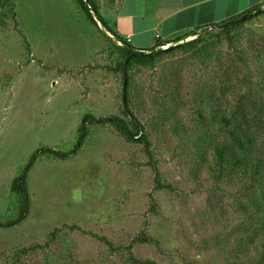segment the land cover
<instances>
[{"label": "rangeland", "instance_id": "rangeland-1", "mask_svg": "<svg viewBox=\"0 0 264 264\" xmlns=\"http://www.w3.org/2000/svg\"><path fill=\"white\" fill-rule=\"evenodd\" d=\"M4 1L14 6L18 26L9 6H0V221L16 218L19 203L11 184L38 150H74L86 114L125 118L124 77L112 70L120 56L75 0ZM176 2L159 5L173 8ZM116 4L101 0L105 20L114 17ZM253 17L232 32L234 45L222 40L210 59L178 51L153 68L130 71L132 111L148 128L151 123V158L142 145L107 126L90 127L83 147L66 160L39 156L27 176L28 218L0 229V264H133L132 258L257 264L264 240L239 209L238 199L249 205L245 187L239 192L241 186L229 180L215 183L195 148L180 144L162 117L170 109L201 128L223 92V101L232 103L240 89L264 90V12ZM199 89L212 99L201 104ZM150 160L169 188H156ZM143 236L152 241L141 242Z\"/></svg>", "mask_w": 264, "mask_h": 264}, {"label": "trees", "instance_id": "trees-1", "mask_svg": "<svg viewBox=\"0 0 264 264\" xmlns=\"http://www.w3.org/2000/svg\"><path fill=\"white\" fill-rule=\"evenodd\" d=\"M79 8L84 12L89 22H91L108 40V42L117 50L120 61L112 70L116 71L124 77L123 83V115L125 118L118 115H110L106 117H96L91 114H86L78 129V141L74 150L63 152L53 148H42L38 150L31 158L28 168L11 184V194L17 197L19 210L16 218L8 221H0V229H11L23 223L29 216L30 211V194L27 184V176L31 167L39 156H46L52 159L66 160L76 154L84 145L87 137L90 134V127H110L113 128L125 141L134 145H142L148 156L151 158L153 141L151 139L152 131L146 123H142L135 115L131 108V78L130 71L135 67L153 68L164 55H173L178 51L191 53L195 56H202L205 60L213 57V51L222 40H227L231 45H234L233 31L241 28L245 22L222 26L230 21H233L245 14L254 13L262 8L263 5L254 7L242 15L228 19L220 24H211L207 26L197 27L185 34L177 35L171 41L156 43L155 47L146 52L149 55L139 56L133 54L128 47H133L130 42L121 36L101 15V0H75ZM117 0H110V4H116ZM8 5V12L11 13L15 20V29L18 26L16 22V13L14 6L9 5L8 1L0 0V6ZM255 15L254 17H256ZM253 17V18H254ZM96 18L98 20H96ZM99 22L101 25H99ZM101 26V27H100ZM19 35L23 38L27 53L31 55V46L28 43L26 36L21 30H18ZM213 32V33H212ZM109 34V35H108ZM215 34V35H214ZM196 36L195 39L185 41L188 38ZM118 42L123 45H119ZM183 42V43H182ZM172 44L168 49L162 50L159 48L163 45ZM133 49L138 50L133 47ZM216 51V50H215ZM239 59L243 61L241 55ZM30 62V60L28 61ZM32 62V61H31ZM30 62V63H31ZM227 76V74L225 75ZM243 84V83H242ZM241 90V89H240ZM235 93L232 103L223 101V92L215 101L210 104L209 118L205 126L198 128L190 127L184 123L183 119L176 116V112H171L166 109L162 117L168 123L170 133L173 137L179 139V143L185 146H192L196 150V155L201 161L200 166H204L205 173H208L213 181L217 184H222L224 181L231 182L230 184L240 185V191L243 187L247 191L248 207L238 199L239 209L244 214L245 222H253L256 227V233L261 234L264 240V90L243 94V92ZM229 92H227L228 94ZM176 96V92L174 91ZM196 96L201 104H205L206 100L212 99L211 93L205 94L202 89L196 91ZM251 97V98H250ZM197 113L200 118L203 115L204 109L198 104ZM161 117V116H160ZM208 153V154H207ZM210 154V155H209ZM147 165L152 166L156 173V188H169L159 181V172L156 165L150 160ZM199 166L195 167L198 172ZM257 190V192H256ZM244 205V206H243ZM158 205L151 197V210L157 212ZM251 211V212H247ZM72 230H79L86 233L82 228L76 225L66 226ZM59 229H55L51 234V240L55 238ZM92 234V233H89ZM141 242H149L152 239L143 236L140 237ZM143 240V241H142ZM145 240V241H144ZM48 244V243H47ZM263 256L257 264H264V242ZM26 250H24L25 252ZM133 264H156L154 261H141L132 258ZM243 264V263H232Z\"/></svg>", "mask_w": 264, "mask_h": 264}, {"label": "crops", "instance_id": "crops-1", "mask_svg": "<svg viewBox=\"0 0 264 264\" xmlns=\"http://www.w3.org/2000/svg\"><path fill=\"white\" fill-rule=\"evenodd\" d=\"M161 1L165 2L119 0L114 17L106 21L121 36L130 38L133 47L147 51L156 43L171 41L197 27L220 24L264 4V0H177L173 8L162 9Z\"/></svg>", "mask_w": 264, "mask_h": 264}, {"label": "water", "instance_id": "water-1", "mask_svg": "<svg viewBox=\"0 0 264 264\" xmlns=\"http://www.w3.org/2000/svg\"><path fill=\"white\" fill-rule=\"evenodd\" d=\"M262 12H264V7L256 10L254 13L245 14V15L241 16L240 18L235 19L233 21H230V22H228V23H226V24H224L222 26L235 25V24H239V23H242V22H246L250 18H252L253 16L261 14ZM96 20H98V19L96 18ZM99 24L101 25L100 22H99ZM128 49L131 50L133 52V54H136V55H139V56H144V55L151 54L150 52L141 51V50H135V49H133V47H128Z\"/></svg>", "mask_w": 264, "mask_h": 264}, {"label": "built area", "instance_id": "built-area-1", "mask_svg": "<svg viewBox=\"0 0 264 264\" xmlns=\"http://www.w3.org/2000/svg\"><path fill=\"white\" fill-rule=\"evenodd\" d=\"M157 38H158V36H157ZM127 40H128V42H130V38H128ZM118 44H119V45H123V44H122V43H120V42H118ZM161 48H162V49H166V48H167V46H161Z\"/></svg>", "mask_w": 264, "mask_h": 264}]
</instances>
